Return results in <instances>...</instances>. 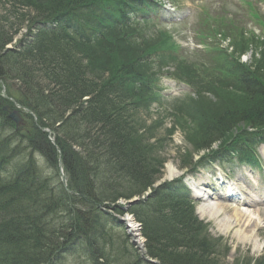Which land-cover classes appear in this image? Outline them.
I'll use <instances>...</instances> for the list:
<instances>
[{
  "label": "trees",
  "instance_id": "1",
  "mask_svg": "<svg viewBox=\"0 0 264 264\" xmlns=\"http://www.w3.org/2000/svg\"><path fill=\"white\" fill-rule=\"evenodd\" d=\"M155 5L0 0V264H61L68 255L88 264H147L126 234L114 232L126 233L119 218L127 212L142 225L147 257L159 264H225L228 248L179 194L183 178L157 186L176 127L159 138V123L148 125L142 113L171 77L195 94L170 114L192 148L181 155L183 169L232 156L262 170L264 40L222 24L212 31L232 39L234 51L214 47L210 61L196 64L145 18ZM47 25L52 30L41 28L32 43L9 50L21 31L19 45ZM252 45L262 48L261 58L241 63ZM1 83L29 109L20 129L3 111L14 107Z\"/></svg>",
  "mask_w": 264,
  "mask_h": 264
},
{
  "label": "rangeland",
  "instance_id": "2",
  "mask_svg": "<svg viewBox=\"0 0 264 264\" xmlns=\"http://www.w3.org/2000/svg\"><path fill=\"white\" fill-rule=\"evenodd\" d=\"M209 1L210 0L207 2L198 3L197 1L193 0H171L173 6L175 7V12H167V14H163L160 18V24L162 28L171 30L177 39H179L183 44L185 49H188L191 52H196V54L192 56V60L198 63H205L207 58L206 53L203 51V45L201 44L198 37V31L204 30L206 28L205 24L203 23V20L205 19L212 17L213 19H210L208 22L212 25H214L216 21H219V25L224 23L233 30L245 27L248 30L253 29V31L259 35L262 33L261 25L258 23V21H255V18L250 16L251 12L248 11L247 7L243 3V1H252L254 5H257L258 0H211L210 2L214 3L213 6L211 4H207ZM207 5V9L209 10L214 8V11L211 13L210 17H205L203 15V10ZM255 10L262 18V22H264V4L256 6ZM175 17H181L182 21L180 23L173 24L170 20ZM19 38L20 36H18L16 40H19ZM224 45L226 46V44ZM8 48H11L9 50H12L10 45ZM169 82H171V80H167V83ZM12 86L15 87V89L18 88V84L16 83L12 84ZM169 86L170 89H168L163 94L167 101L171 102L174 100L178 101L184 99L185 93H181V91L174 89L171 85ZM5 96H7V94ZM21 107V110H24L23 106ZM22 112L24 113V111ZM165 114L166 106L160 107L157 104L154 105L148 113L145 112L142 114L144 120H146L148 124H154L155 122L159 123L160 126L157 128V136L159 138L167 135L166 132L168 129L176 127L175 134L167 138L165 142L164 156L168 161L163 171L162 178L158 184L162 185L163 183H169L170 181L179 179L180 177H184L185 180L190 179L191 181L192 176H197L195 184H207L212 189H216L217 191L212 193L214 194V197L217 198L224 200H234L228 198L230 194L228 192L229 188H234V193L237 192V190L235 191L236 188L246 192L256 190L257 193L263 195L264 197V172L261 174L257 172L255 173L247 167H242L236 163L232 164L230 161L215 165V168H198L195 171L200 172L199 174H189L190 169H188V172L185 173L183 171V161L181 155L187 150L188 152H191L192 148H190V145L185 139V131L183 127L177 124V120L175 119L174 115H169V117L163 118ZM214 147H216V145ZM257 150L262 157L264 164V146H260ZM203 154L204 153L195 154L194 160L200 159V156ZM171 168L177 172V175L174 177L170 176ZM199 187L201 188L202 186ZM191 197L193 199L194 205L197 207V210H202V208H204V202L196 200L194 196ZM235 214L237 213L234 211L221 208L220 214L217 217L212 215H206V217L203 216V220L209 224V232L212 237L215 239H220V243L224 242L222 243L223 246L226 245L231 248L230 254L225 259H223L224 263L235 264L236 260L240 258V255L241 258L252 257L259 259L263 257L264 259V214L262 212H256V214H252L254 215L253 218H260L261 220V224L259 227L255 228L253 235L251 234L250 229L243 230V232H238V225H235L229 231L223 227L222 221L228 217L234 218ZM140 234L141 232H139V237L142 238ZM247 235L251 237H249V239L244 238V236ZM141 240L144 242V239ZM62 264L77 263L75 259L70 258Z\"/></svg>",
  "mask_w": 264,
  "mask_h": 264
},
{
  "label": "bare ground",
  "instance_id": "3",
  "mask_svg": "<svg viewBox=\"0 0 264 264\" xmlns=\"http://www.w3.org/2000/svg\"><path fill=\"white\" fill-rule=\"evenodd\" d=\"M177 175V172L171 168V172H170V176L171 177H174ZM237 197V194L236 196ZM231 198H234V197H231ZM223 199H220V198H214V200L212 199L211 201V205H213L212 207L214 208H211L213 211L210 213L212 215H219L220 214V207L221 206H226V207H233L234 209H237L238 206H236V204H231L229 201L230 200H224L222 201ZM238 213L235 214L234 218L233 217H228V218H225L222 223H223V227L229 231L231 228H233L235 225L237 226L238 225V232H243V230H251V234L253 235L254 231H255V228L259 227V225L261 224V220L260 218L259 219H255L253 218L254 215L252 214H248V215H245L243 214L242 212H248V211H251L250 208H246V207H238ZM201 215H204V212L202 211L200 213ZM234 219V220H233ZM129 224H131L129 226V228L131 229L132 233H134L135 235L137 234L139 236V233H137V230L135 229V224L133 222H129ZM249 237L251 236H244V238L246 239H249ZM138 239V238H137ZM140 240V239H138ZM139 243H141V241H139Z\"/></svg>",
  "mask_w": 264,
  "mask_h": 264
},
{
  "label": "water",
  "instance_id": "4",
  "mask_svg": "<svg viewBox=\"0 0 264 264\" xmlns=\"http://www.w3.org/2000/svg\"><path fill=\"white\" fill-rule=\"evenodd\" d=\"M6 109H7V108H5V110H6ZM10 119H12V120L16 123L17 127L20 126V124H21V118L19 117V114H18L17 112H13V113H11V114H10ZM132 203H133V202H132ZM132 203H131V204H132ZM133 243L136 244V245H138V242H137L136 240H134ZM140 248L142 249L143 247H140ZM143 251H144V250H143ZM149 262L152 263V264H158L156 261H153V260H150Z\"/></svg>",
  "mask_w": 264,
  "mask_h": 264
}]
</instances>
